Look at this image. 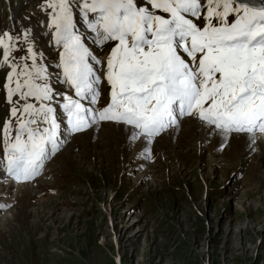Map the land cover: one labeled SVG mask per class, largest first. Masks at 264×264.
<instances>
[{"label":"rangeland","instance_id":"374dc122","mask_svg":"<svg viewBox=\"0 0 264 264\" xmlns=\"http://www.w3.org/2000/svg\"><path fill=\"white\" fill-rule=\"evenodd\" d=\"M77 1L72 0L73 18L84 14L80 4L73 7ZM52 2L0 0V34L13 41L26 22L38 28L49 15L53 20ZM51 22L42 35L52 42ZM195 22L204 23L202 18ZM29 36L36 46L45 45ZM95 39L85 36L83 42L96 46ZM23 43L31 46L25 38ZM115 44L89 51L105 57V68ZM11 46L12 58L32 63L28 48ZM45 47L53 53L58 49V62L62 45L53 40ZM32 52L37 54L33 47ZM14 65L22 66L20 61ZM6 69L0 64V72ZM13 101H19L17 107L25 103L18 96ZM98 124L75 135L66 131L59 150L26 186L12 187L10 176L3 181L0 192L8 191V204L0 216V264H264L261 135L259 152L249 154L253 137L232 136L221 148L225 137L185 119L155 140L158 159L151 163L147 153H137L141 145L128 142L129 129L113 123L95 129Z\"/></svg>","mask_w":264,"mask_h":264},{"label":"snow or ice","instance_id":"6c2138e0","mask_svg":"<svg viewBox=\"0 0 264 264\" xmlns=\"http://www.w3.org/2000/svg\"><path fill=\"white\" fill-rule=\"evenodd\" d=\"M49 6L55 10V42L63 47L59 67L77 99L54 90L31 48L30 65L12 64L11 37L0 34V64L11 69L6 99L19 121L14 138L11 121L3 128L11 178H34L59 150L63 114L73 133L98 121L130 125L133 139L146 140V152L154 137L183 116L214 126L226 139L232 132H264V0H81L82 19L96 33L93 43L116 41L103 73L110 102L99 111L82 103L98 101L101 76L89 59L100 61L75 31L72 0ZM201 18L202 27L195 22ZM14 96L24 105L17 107ZM56 97L63 100L58 108Z\"/></svg>","mask_w":264,"mask_h":264},{"label":"bare ground","instance_id":"6f19581e","mask_svg":"<svg viewBox=\"0 0 264 264\" xmlns=\"http://www.w3.org/2000/svg\"><path fill=\"white\" fill-rule=\"evenodd\" d=\"M30 34H32V33H30ZM32 36H34V35H32ZM35 37H36V39H40V41L43 40V35H42V34H40V35H36ZM35 41H37V40H35ZM43 42H44V44L46 45V44L48 43L47 38H45V39L43 40ZM45 45H41V43H39V46H38V47L41 48V49H43V48L45 47ZM43 50H44V49H43ZM45 53H46V56H47L48 60L54 58V56H55V55H53V54L51 53V51H50V52L47 51V52H45ZM97 66H98L99 68H101L100 64H97ZM212 128H214V126H213ZM129 130H130V129H129ZM210 130H211V129H210ZM217 134H220V133H217ZM260 137H261L262 139H264V134H261ZM250 138H251V137H250Z\"/></svg>","mask_w":264,"mask_h":264}]
</instances>
